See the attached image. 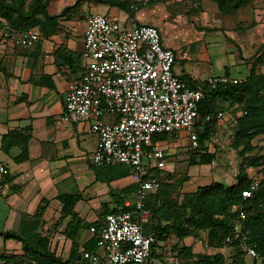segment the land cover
<instances>
[{
    "label": "crops",
    "instance_id": "0c3cea01",
    "mask_svg": "<svg viewBox=\"0 0 264 264\" xmlns=\"http://www.w3.org/2000/svg\"><path fill=\"white\" fill-rule=\"evenodd\" d=\"M184 2L157 0L150 5L153 9L142 19L138 12L143 7L134 18L129 14L123 21L109 5L103 3L104 9L100 11L96 6L92 14L107 16L126 27L129 26L128 22L130 24L131 20L138 18L139 23L154 25L160 33L161 29L152 17L155 11L163 9L162 4L167 13L162 14L160 21L179 24L185 30H190V24L197 17L199 20L203 18L206 23L214 19L213 24L230 27L227 31L231 37L226 31L224 34L214 32L217 34L215 36L225 38L223 53L232 54L233 61L222 62L221 66L212 70L208 67L211 59L207 43L200 50V60L197 55L191 54L189 48L178 50L163 37V46L176 53L173 67L175 76L191 80L197 85H202L212 76H229L243 81L261 56L263 61L257 68L260 73H264V0H250L233 15V19H224L231 15L220 14L216 4L208 0L194 3L199 14L188 16L189 11ZM175 5L179 8L173 9ZM65 16L59 20L57 31L48 34L45 41L32 49L0 41V168L7 171L5 175L0 172V255L23 254L21 241L6 239L2 234L10 232L24 235L33 232L48 239L56 257L76 264L80 262L83 250L100 252L98 240L89 229L94 223L100 224L104 211L129 208L127 205L134 203L135 198L133 201L131 196L136 197L138 176L132 169L121 165L93 166L89 158L96 152L99 138L89 133L90 123H61L68 86L78 83L82 76V53L87 28L84 15L73 23V17ZM198 37L200 40L207 39L203 28ZM229 42L234 48L228 49ZM184 52L189 53L187 59L182 57ZM225 115V121L218 125H225L226 121L236 125L243 113L236 105L227 110ZM10 133L29 138L25 160L18 161L23 153L20 147L13 146L9 150L3 147L4 137ZM214 136L215 131L207 143L208 147ZM174 139L189 141L185 133ZM167 140L160 142L161 148ZM203 185L206 183L197 184L192 192ZM181 189L185 193L182 186ZM64 198L74 199L72 213L65 211L70 207L62 200ZM42 205L46 209L38 218V210ZM77 222H80V228L72 240L67 234L70 225ZM31 225L36 229L27 231ZM59 236H62L61 240H58ZM171 243H175L174 238ZM184 244L192 245L194 253H202L201 245L194 244L192 238H186ZM168 245L163 252L164 264L173 262L171 257H167L170 256ZM227 250L226 256H229L231 249Z\"/></svg>",
    "mask_w": 264,
    "mask_h": 264
},
{
    "label": "built area",
    "instance_id": "2783aa9c",
    "mask_svg": "<svg viewBox=\"0 0 264 264\" xmlns=\"http://www.w3.org/2000/svg\"><path fill=\"white\" fill-rule=\"evenodd\" d=\"M157 0H138L131 8L150 6ZM0 37L15 47L32 49L47 39L38 29L19 32L0 14ZM187 59L188 52L182 53ZM84 61L81 79L71 83L65 99L61 123H90L89 133L99 138L96 152L89 158L95 167L121 165L138 176L133 211L109 213L100 218L90 232L97 238L102 252L83 250L76 264H151L155 236L144 231L149 213L144 210L148 197L160 187L150 170L166 168V152L156 137L174 138L188 135L189 147L199 149L200 104L205 89L237 85L242 81L229 76H212L193 89L175 76L176 53L165 48L159 29L154 25L131 20L128 27L100 14L87 19L84 37ZM111 116L112 121H104ZM224 112L208 115L202 122L221 124ZM2 174H7L0 168ZM259 187L255 182L243 192L251 199ZM247 210L236 208L228 245H236L243 259L264 263L245 225ZM62 236L58 237L61 240ZM4 264V262H0ZM25 264H39L26 260Z\"/></svg>",
    "mask_w": 264,
    "mask_h": 264
},
{
    "label": "trees",
    "instance_id": "16d2710c",
    "mask_svg": "<svg viewBox=\"0 0 264 264\" xmlns=\"http://www.w3.org/2000/svg\"><path fill=\"white\" fill-rule=\"evenodd\" d=\"M0 0V14L8 21L9 25L16 31L23 32L32 28H38L46 34V37L55 33L60 25L59 20L75 7H66L60 15H52L49 8V0ZM96 1L117 7L124 10L131 17H135L137 11L131 6L137 4V0H85ZM193 3H200L204 0H190ZM214 2L220 14L234 15L243 8L250 0H208ZM156 2V1H155ZM0 41H2L0 37ZM263 56L259 57L252 65L249 76L237 85L220 86L216 90L205 89V99L200 104L199 118L197 120V130L199 131V149L194 151L190 147L192 154L191 165H210L216 159V154L208 151L207 143L215 131L217 122H210L204 125L203 131L199 129L202 122L208 115L219 112L226 113L234 106H239L243 115L236 121V134L234 148L238 151L242 162L253 168H261L264 172V155L249 156L256 146L253 141L264 137V73L258 71ZM188 86L197 89L202 85L192 83L191 80L182 78ZM167 136H159L154 141H165ZM28 137L17 136L10 133L3 139V147L9 150L13 146H18L23 153L18 161L26 159ZM258 170V169H256ZM257 173L259 171H256ZM260 173V172H259ZM159 180L160 187L153 192L144 203V210L149 213L148 222L144 225L147 234L155 236V244L152 247L151 259L163 258V252L171 238L175 243L170 245V257L172 264H247L240 256L236 245H228L226 239L231 233L232 223L236 208L247 210L248 219L245 222L249 230L252 242L261 256H264V178L250 176L242 170L237 177V183L227 186L221 182H212L199 186L196 191L182 193L178 196L181 186L165 179L161 170L152 169L149 172ZM251 174V173H250ZM261 174V173H260ZM258 182L259 187L251 199L245 200L243 192ZM68 207L65 211L72 213L74 203L73 198L62 199ZM46 209L45 205L39 207L38 218ZM133 211V207H123L104 211L103 216L109 213ZM100 223V222H99ZM97 223H94L96 225ZM99 224L96 226L98 227ZM80 222L70 225L67 236L74 239ZM35 226H30L27 231H34ZM200 233L206 234V246L216 249V253H194L193 246L184 244L186 238H192L194 244L200 238ZM6 239L19 240L23 244V254L0 255V262L4 264H25L26 260H34L39 264H71V260H62L52 252L50 243L45 237H40L36 233L19 235L15 233L2 234ZM162 249V253L158 250ZM224 249H231L230 256L222 253ZM234 253V254H233ZM253 260L251 264H258ZM264 264L263 262H260Z\"/></svg>",
    "mask_w": 264,
    "mask_h": 264
},
{
    "label": "rangeland",
    "instance_id": "374dc122",
    "mask_svg": "<svg viewBox=\"0 0 264 264\" xmlns=\"http://www.w3.org/2000/svg\"><path fill=\"white\" fill-rule=\"evenodd\" d=\"M47 1V0H45ZM78 0H49V12L52 15H60L62 11L69 6L74 5ZM30 0H27L26 3H29ZM188 16L198 13L199 10L195 4L190 0H185L184 2ZM91 5V6H90ZM100 5V6H99ZM102 11L104 9V5L102 3H98L96 1H81L75 7H73L68 14H66V18H72V23L75 19H80L81 15H84V19H88V17L93 13V8L96 7ZM99 6V7H98ZM178 5L172 7L173 9H177ZM184 6V7H185ZM163 9L160 11H155L153 13L152 19L158 23L157 25L161 29V37L166 41H170L175 48L178 50L183 48H189L191 54L197 55L198 58L201 54L200 50L204 43L208 44L209 47V58L211 59V63H208V67L212 70L221 66L222 62H232L233 55L229 53V55H224L223 47L226 45L225 38L215 36L214 31H218V33L224 34L227 32L228 36H232L227 29L230 27L227 25H219L213 24L214 19L208 20L209 23H206L203 18L199 20V17L193 19L190 24V30H185L181 25L175 24L172 22L163 23L160 21L161 16L166 14V7L162 4ZM193 7H195L193 9ZM115 14H118V18L123 21L125 18L129 16L127 12L121 10L117 7H111ZM153 9L150 6L143 7L140 12H138V16L142 17L146 14H149L150 10ZM184 8V10H186ZM196 9V10H195ZM169 12V11H168ZM170 13V12H169ZM163 14V15H162ZM199 14V13H198ZM212 14V13H210ZM137 15V14H136ZM170 15V14H169ZM197 15V14H196ZM187 16V15H186ZM235 16L231 15L229 17H225L224 19H233ZM211 18V17H210ZM82 19V18H81ZM138 21V18L135 19ZM226 21V20H224ZM140 22V21H139ZM75 23V22H74ZM129 22L127 23V26ZM203 28V34H207V39H199L200 30ZM40 30V29H39ZM41 31V30H40ZM221 31V32H220ZM43 32V31H41ZM214 32V33H213ZM212 37V38H211ZM227 38V36H226ZM232 43H228V49L234 48L231 45ZM200 66L201 64L195 62ZM205 65V64H203ZM207 66V65H206ZM113 117L105 116L103 118L104 121H111ZM236 125H231L226 121L225 125H216L215 127V136L213 140L210 141V146L208 147V151L216 154L215 161L210 165H191L190 161L192 160V154L189 149V141H183V139H174L171 138L163 143V149L167 154V164L166 168L162 171L163 177L165 179H171L173 182L179 184V187L182 186L183 191L192 192L195 190L197 184L204 183H212V182H221L226 184L227 186H231L237 183V177L242 170H245L248 175L264 178V172L261 171V168H253L248 164L242 162L241 157L238 154V151L234 148V140L236 134ZM253 144L256 146L255 150L249 153V156H260L264 155V137L260 136L253 141ZM258 169V170H256ZM256 171H259L258 173ZM251 173V174H250ZM178 196H182V190L178 192ZM136 199L135 196H131V199ZM134 201V200H133ZM173 238H171L172 240ZM168 243L170 246L172 243ZM195 242L199 243L202 247V253H216L215 249H211L206 246V234L200 233V238ZM169 253L168 249L166 250ZM227 249H224V254L227 255ZM102 252V250H100ZM158 253H162V249L158 250ZM232 254V253H231ZM234 254V253H233ZM230 256V255H229ZM167 257H170L167 255ZM247 264H251L252 259H245ZM151 264H164L161 258H153L151 260Z\"/></svg>",
    "mask_w": 264,
    "mask_h": 264
}]
</instances>
